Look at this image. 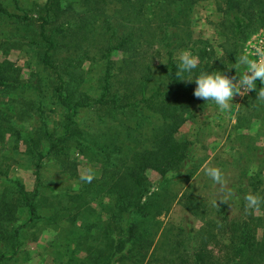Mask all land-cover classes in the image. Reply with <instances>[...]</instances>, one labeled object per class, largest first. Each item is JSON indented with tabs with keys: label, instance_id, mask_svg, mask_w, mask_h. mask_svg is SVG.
<instances>
[{
	"label": "trees",
	"instance_id": "obj_1",
	"mask_svg": "<svg viewBox=\"0 0 264 264\" xmlns=\"http://www.w3.org/2000/svg\"><path fill=\"white\" fill-rule=\"evenodd\" d=\"M8 1L11 9L0 2V22L13 27L1 33L0 49L27 47L35 68L22 78L18 66L0 61V143L12 144L9 154L23 145L35 183L27 190L0 161V264L17 258L24 232L43 219L63 233L64 251L57 253L71 264H264V204L246 211L244 200L248 193L264 197L262 167L251 172L253 135L245 123L254 120L264 130L257 91L229 135L238 145L226 181L233 194L221 201L186 189L177 202L189 219L164 227L159 218L176 199L169 185L189 180L205 159L195 157L193 141L179 136V128L212 102L194 96V81L177 78L179 53L189 50L200 59L185 79L216 71L237 78L242 42L264 24V0H212L222 15L215 23L217 46L184 33L200 0ZM97 22L102 31L96 36L90 30ZM118 51L121 58L114 59ZM98 57L94 94L80 66ZM52 114L58 116L53 124ZM71 146L91 154L101 172L91 183L76 177L61 190L62 199L41 173L54 160L64 169ZM148 169L161 178L152 184ZM234 202L238 212L231 215Z\"/></svg>",
	"mask_w": 264,
	"mask_h": 264
},
{
	"label": "rangeland",
	"instance_id": "obj_2",
	"mask_svg": "<svg viewBox=\"0 0 264 264\" xmlns=\"http://www.w3.org/2000/svg\"><path fill=\"white\" fill-rule=\"evenodd\" d=\"M25 4H41L45 0H21ZM3 5H6L10 9L12 8L8 0H0ZM113 12V7L108 8V14ZM222 15L217 12L215 3L212 0H200L192 6L189 16L186 18V30L184 33H191L193 38H209L212 43L216 46L219 43V36H217V30L215 23L219 22ZM102 23L97 22L90 30V34L100 35L102 31ZM10 24L0 22V40L1 33L10 29ZM264 32V24L257 30L253 31L241 45V52L247 53L256 58L254 55L255 47H253L254 40L258 38L260 34ZM19 35V33H18ZM89 35V34H88ZM96 39V38H94ZM95 44V43H92ZM220 51V47H217ZM91 54H98L95 50L91 51ZM113 58H121V52L113 53ZM9 60L14 65L21 69V77H29V73L35 68V53L32 50H28L27 47L23 46L20 49H12L4 51L0 49V61ZM101 61L99 57L96 63H92L90 60H86L81 63V68L85 72L87 81L85 83L86 88L89 92L97 93V78L99 70L101 69ZM245 69L241 67L236 74L237 79L239 75H242ZM264 85V84H263ZM252 93L249 92L245 96L237 95L233 99V105L230 111L221 112L218 107L213 103L209 102L203 109H195L194 117L187 120L179 128L178 135L185 137L193 141L194 155L196 158L203 159V163L196 172V174L186 181H179L169 185L170 192L176 194V199H173V203L165 215H161L159 218L162 220L163 226L176 225L179 222L189 219V215L185 213L181 204L177 202L181 193L186 189L188 192L195 193L196 195L209 199L221 197L219 194V186L216 185L211 178L207 177L202 171V165L206 162L209 167H218L224 174L225 180L230 184L232 175L234 173V166L232 158L236 157L234 148H237L236 143L229 142L231 137L229 136L232 132V126L236 124V117H240L246 112V103L249 100V96ZM2 96H0V103L3 102ZM82 116L93 115L91 112H83ZM58 118L57 115L52 114L49 118L52 124ZM57 122V121H56ZM247 125H251V130L248 129V134L253 135L252 137V151L251 155L253 168L251 172L258 169V166L262 167V178L264 180V130L258 131L257 122L252 120L251 123L245 122ZM243 130V128L238 129ZM236 130V131H238ZM11 145L7 143H0V161L1 166L7 167L8 173L11 177H17L22 180L27 190H31L34 187V175L30 166V159L24 154V147L20 145L17 150L9 154L11 151ZM238 149V148H237ZM260 150V156L255 150ZM240 150V149H239ZM242 151V150H241ZM13 160V161H12ZM15 160V161H14ZM4 162V163H3ZM55 163H48L42 169V179H45L48 183H51L56 195L67 199V195H62L61 190L72 186L77 182L76 177H81L92 171L94 177L100 175L101 169L100 164L95 158L87 153L82 155L78 150L71 146L69 149V155L65 159L64 166L60 165L58 161L54 160ZM259 164V165H258ZM146 175L149 181L153 184L157 182L161 177L158 171L148 169ZM209 180L212 184H209ZM231 185L228 189L231 190ZM61 194V195H59ZM95 205V204H94ZM233 205H237L235 202L230 205L229 211L231 215L238 212L237 208ZM43 207V206H42ZM41 207V209H42ZM40 209V211H41ZM44 212V210H43ZM48 211H45V215L48 216ZM192 221V218H190ZM47 220H41L37 226L30 227L24 232V245L22 251L17 258L8 261L5 264H71L68 256H60L57 251H64L60 245V237L63 233L55 227L52 222H46ZM67 221H64L59 226L62 229L67 226ZM196 223V222H195ZM260 233V232H259ZM59 249V250H58Z\"/></svg>",
	"mask_w": 264,
	"mask_h": 264
},
{
	"label": "clouds",
	"instance_id": "obj_3",
	"mask_svg": "<svg viewBox=\"0 0 264 264\" xmlns=\"http://www.w3.org/2000/svg\"><path fill=\"white\" fill-rule=\"evenodd\" d=\"M257 58L250 56L245 50L236 58L235 69L238 71L241 67L245 69L239 78H229L222 72L216 71L211 74L208 72L201 73L195 80L185 79V73H191L200 64L198 56L189 50H182L178 56L177 78L180 81L195 82L197 87L194 96L205 101H212L221 112H228L233 105V99L237 95L245 96L251 91H257L258 102H264V87L257 90V81L264 84V48L257 47L254 50ZM204 174L211 178L212 181L219 186V194L221 201H225L227 197L233 193L227 188V183L223 172L218 167H209L207 162L202 165ZM91 170L87 174L82 175L80 179L87 183H91L94 179ZM245 210H259L261 204H264V197L258 194L248 193L244 197Z\"/></svg>",
	"mask_w": 264,
	"mask_h": 264
},
{
	"label": "built area",
	"instance_id": "obj_4",
	"mask_svg": "<svg viewBox=\"0 0 264 264\" xmlns=\"http://www.w3.org/2000/svg\"><path fill=\"white\" fill-rule=\"evenodd\" d=\"M253 47H255V49L257 47L264 48V32L260 34L257 39L254 40Z\"/></svg>",
	"mask_w": 264,
	"mask_h": 264
}]
</instances>
